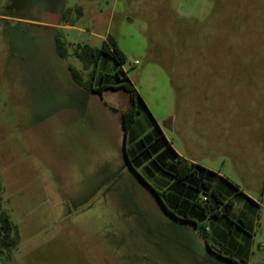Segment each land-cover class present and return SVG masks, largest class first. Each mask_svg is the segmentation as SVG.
<instances>
[{
  "label": "rangeland",
  "instance_id": "obj_1",
  "mask_svg": "<svg viewBox=\"0 0 264 264\" xmlns=\"http://www.w3.org/2000/svg\"><path fill=\"white\" fill-rule=\"evenodd\" d=\"M109 36L146 107L126 136L129 95L85 91L68 70ZM156 125L259 205L235 216L252 236L245 264H264V0H0V198L18 232L0 264H232L162 208L160 176L125 160Z\"/></svg>",
  "mask_w": 264,
  "mask_h": 264
},
{
  "label": "trees",
  "instance_id": "obj_2",
  "mask_svg": "<svg viewBox=\"0 0 264 264\" xmlns=\"http://www.w3.org/2000/svg\"><path fill=\"white\" fill-rule=\"evenodd\" d=\"M54 41L57 56L66 60L69 53L59 33L55 34ZM74 56L82 63L87 78L71 65L68 70L81 89L100 95L109 90L124 91L129 95L130 107L121 114L126 136L146 107L123 70L126 58L117 42L109 36L100 48L84 45L74 51ZM125 155L133 171L141 169L151 178L160 176V183L167 192L162 196L153 191L156 199L173 218L196 228L211 253L232 264H239L237 258L241 263H247L252 236L243 211L235 216L236 202L243 203L250 212L259 205L246 197L235 183L186 161L173 149L157 125L134 147L126 148ZM196 220L208 221L210 228H199ZM211 240L219 246L218 249L212 248ZM17 241V228L3 209L0 198V256L14 248Z\"/></svg>",
  "mask_w": 264,
  "mask_h": 264
},
{
  "label": "crops",
  "instance_id": "obj_3",
  "mask_svg": "<svg viewBox=\"0 0 264 264\" xmlns=\"http://www.w3.org/2000/svg\"><path fill=\"white\" fill-rule=\"evenodd\" d=\"M61 19V15H56L50 11H43L38 21L46 27L60 29L59 23ZM67 28L70 27L67 26Z\"/></svg>",
  "mask_w": 264,
  "mask_h": 264
},
{
  "label": "water",
  "instance_id": "obj_4",
  "mask_svg": "<svg viewBox=\"0 0 264 264\" xmlns=\"http://www.w3.org/2000/svg\"><path fill=\"white\" fill-rule=\"evenodd\" d=\"M125 150H126V148H125V143H124V146H123V153H124V158H125V160L127 161V158H126V155H125ZM128 163V162H127ZM129 166H130V164H128ZM131 167V166H130Z\"/></svg>",
  "mask_w": 264,
  "mask_h": 264
},
{
  "label": "flooded vegetation",
  "instance_id": "obj_5",
  "mask_svg": "<svg viewBox=\"0 0 264 264\" xmlns=\"http://www.w3.org/2000/svg\"><path fill=\"white\" fill-rule=\"evenodd\" d=\"M62 20V19H61Z\"/></svg>",
  "mask_w": 264,
  "mask_h": 264
}]
</instances>
